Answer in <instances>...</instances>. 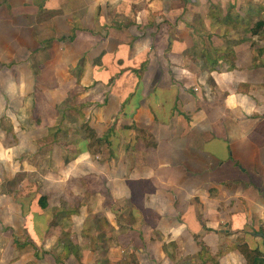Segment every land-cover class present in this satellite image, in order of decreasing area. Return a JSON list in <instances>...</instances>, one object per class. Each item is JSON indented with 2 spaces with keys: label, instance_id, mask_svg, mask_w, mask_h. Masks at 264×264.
I'll use <instances>...</instances> for the list:
<instances>
[{
  "label": "crops",
  "instance_id": "1",
  "mask_svg": "<svg viewBox=\"0 0 264 264\" xmlns=\"http://www.w3.org/2000/svg\"><path fill=\"white\" fill-rule=\"evenodd\" d=\"M129 250L264 257V0H0V264Z\"/></svg>",
  "mask_w": 264,
  "mask_h": 264
},
{
  "label": "rangeland",
  "instance_id": "2",
  "mask_svg": "<svg viewBox=\"0 0 264 264\" xmlns=\"http://www.w3.org/2000/svg\"><path fill=\"white\" fill-rule=\"evenodd\" d=\"M67 113V112H66ZM65 113V116L67 117V114ZM64 116V117H65ZM62 127V126H61ZM103 229L105 230L104 231V238L106 239V241L108 242V240H109V243H110V241H111V239H112V237H111V234H110V232L108 231V228H107V226H106V223L105 222H103ZM96 240L97 239H95V237L93 236V238H91L90 237V241H91V245H92V248H95V247H97L98 246V244H96ZM67 242H69V239H68V241ZM60 244H61V240H60V242H59V246H60ZM105 247H107V245L105 246ZM67 253H63L62 255L64 256V255H66ZM100 256L101 255H103V256H105L106 257V255H105V253L104 252H101L100 251ZM77 256H78V258H77V260L78 261H80L83 257H80V255H79V253L77 252V254H76ZM123 255H124V261H121L120 260V262H118V264H132L133 262H135L137 259H136V255H135V253H134V251L132 252V251H125V253H123ZM61 261V263L63 262L62 260H60ZM199 262H195V264H198ZM63 264V263H62ZM180 264H186L185 262H181Z\"/></svg>",
  "mask_w": 264,
  "mask_h": 264
},
{
  "label": "trees",
  "instance_id": "3",
  "mask_svg": "<svg viewBox=\"0 0 264 264\" xmlns=\"http://www.w3.org/2000/svg\"><path fill=\"white\" fill-rule=\"evenodd\" d=\"M65 163L68 162V159L64 160ZM44 199H42L41 203H42V207H45V205L43 204ZM102 236H100L101 238ZM244 257L246 258V260L250 263V264H264V257L260 256V253L257 251H252V252H248L247 254H244ZM106 262L104 261L103 264H105ZM132 264H137V261L133 262Z\"/></svg>",
  "mask_w": 264,
  "mask_h": 264
}]
</instances>
